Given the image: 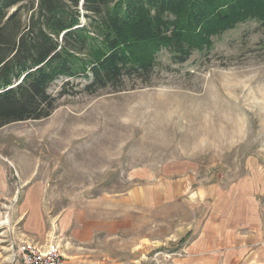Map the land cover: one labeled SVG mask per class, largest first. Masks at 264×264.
Masks as SVG:
<instances>
[{
  "label": "rangeland",
  "instance_id": "obj_1",
  "mask_svg": "<svg viewBox=\"0 0 264 264\" xmlns=\"http://www.w3.org/2000/svg\"><path fill=\"white\" fill-rule=\"evenodd\" d=\"M263 38L258 23H240L183 64H171L163 51L147 85L127 81L119 92L66 96L45 119L0 128L9 182L21 174L43 186L50 222L97 197L128 203L129 191L154 183L157 199L178 190L154 211L140 208L127 232L140 236V246L124 253L125 264L191 258L189 243L205 222L230 216L244 224L237 232L258 239L247 247L264 251V60L256 52ZM14 206H0V264L20 245L9 219Z\"/></svg>",
  "mask_w": 264,
  "mask_h": 264
},
{
  "label": "trees",
  "instance_id": "obj_2",
  "mask_svg": "<svg viewBox=\"0 0 264 264\" xmlns=\"http://www.w3.org/2000/svg\"><path fill=\"white\" fill-rule=\"evenodd\" d=\"M247 21L264 34V0H0V128L45 119L66 96L147 85L163 51L183 64Z\"/></svg>",
  "mask_w": 264,
  "mask_h": 264
},
{
  "label": "crops",
  "instance_id": "obj_3",
  "mask_svg": "<svg viewBox=\"0 0 264 264\" xmlns=\"http://www.w3.org/2000/svg\"><path fill=\"white\" fill-rule=\"evenodd\" d=\"M10 172L11 169L0 164V206L15 205L9 211V219L19 226L20 238L14 237L19 242L29 241L40 245L57 242L66 264H125L124 253L133 254L140 246V236L127 234L138 218L140 208L147 207L149 213L150 206L154 211L157 202L170 201L180 194L172 189V192L163 193L164 197L157 199L154 183L129 191L126 194L128 203L97 197L78 209H67L53 215L50 222L43 209L44 187L38 182H29V177L21 174H18V182L11 185ZM236 217L230 216L229 220L221 221L208 219L200 233L189 243L191 258L184 257L185 260L179 263L215 264L212 262L214 260L219 264H237L243 258L245 264H264V251L247 247L252 242H258V239L253 232L246 236L237 232L244 224ZM144 240L149 242L146 237ZM134 260L136 258L133 256L127 257V261Z\"/></svg>",
  "mask_w": 264,
  "mask_h": 264
},
{
  "label": "built area",
  "instance_id": "obj_4",
  "mask_svg": "<svg viewBox=\"0 0 264 264\" xmlns=\"http://www.w3.org/2000/svg\"><path fill=\"white\" fill-rule=\"evenodd\" d=\"M15 248H12L9 264H65L61 247L55 241L46 245L22 241Z\"/></svg>",
  "mask_w": 264,
  "mask_h": 264
}]
</instances>
